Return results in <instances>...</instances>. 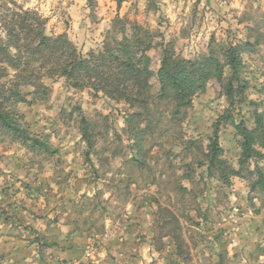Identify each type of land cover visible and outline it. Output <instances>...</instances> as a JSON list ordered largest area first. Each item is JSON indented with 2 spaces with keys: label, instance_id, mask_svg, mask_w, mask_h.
I'll return each instance as SVG.
<instances>
[{
  "label": "clouds",
  "instance_id": "1",
  "mask_svg": "<svg viewBox=\"0 0 264 264\" xmlns=\"http://www.w3.org/2000/svg\"><path fill=\"white\" fill-rule=\"evenodd\" d=\"M0 264H264V0H0Z\"/></svg>",
  "mask_w": 264,
  "mask_h": 264
}]
</instances>
